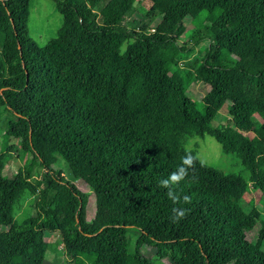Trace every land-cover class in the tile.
<instances>
[{
  "label": "trees",
  "instance_id": "1",
  "mask_svg": "<svg viewBox=\"0 0 264 264\" xmlns=\"http://www.w3.org/2000/svg\"><path fill=\"white\" fill-rule=\"evenodd\" d=\"M51 1L62 25L39 47L27 34L29 0H0V116L9 115L0 264H44L45 231L60 234L69 264H264L263 214L244 205L251 192L264 200V0H143L159 18L151 32L150 23L124 26L141 0ZM112 34L126 35L124 46L109 43ZM184 41L204 49L192 71L179 64ZM195 80L214 98L191 100ZM224 104L237 128L213 126ZM204 134L248 178L186 149ZM9 139L24 152L5 178ZM186 154L196 166L174 190L191 203L173 204L159 182ZM36 194V216L17 223L14 206ZM173 207L189 211L173 222Z\"/></svg>",
  "mask_w": 264,
  "mask_h": 264
},
{
  "label": "rangeland",
  "instance_id": "2",
  "mask_svg": "<svg viewBox=\"0 0 264 264\" xmlns=\"http://www.w3.org/2000/svg\"><path fill=\"white\" fill-rule=\"evenodd\" d=\"M151 3L148 1H139L136 3L137 10L135 14L130 19H127V22L124 26H127L129 29L138 26L141 22H145L148 25L150 32L153 31V28L158 23L159 18L150 11ZM29 16L27 23V34L31 40H33L39 47H44L47 42L56 36L57 31L62 25V17L57 12L55 4L51 0H29ZM202 16L191 21L188 20L185 26L189 24L199 25L202 21ZM191 21V22H190ZM194 22V23H192ZM139 28V27H138ZM191 28V27H188ZM108 42L111 44H118L124 46L126 43V35L124 34H112ZM188 42V50L180 59V67L192 71L193 68L190 66H196L201 61V55L203 52V47L198 48L197 46L192 45L191 41ZM125 50V47L122 48ZM169 74L163 78L165 80ZM210 95L211 98H214L209 87L195 80L189 86L187 90V96L196 102H202L205 96ZM9 118L8 114H2L0 116V153L3 152V144L5 138H3L4 127L7 119ZM256 123H259L261 119L254 115L252 119ZM230 126L237 128L235 122H233L232 117L227 113V104L220 109L215 117V122L213 126ZM8 146H12L11 151H6L3 158V176L5 178H12L17 173L19 168L22 166L21 156L24 152V145L21 141L15 139H9L7 141ZM186 149L193 151L197 158L204 164L222 171L223 173L235 174L243 178H248L249 174L242 168L239 159L236 155L228 154L224 155L222 153L221 145L215 140L214 137L209 134H204V136H194L186 142ZM56 168L62 171V175L65 180H70L68 175V169L63 160H60ZM75 185L81 192H88V187L81 181L75 182ZM250 200L253 201V204L257 209L262 212V218H264V200L259 198L257 193L251 192L250 195L245 197V206L247 209L250 208ZM37 201L38 194L34 196L26 195L14 206L13 217L17 223H22L24 220L34 217L37 214ZM94 211V196L89 195L88 204H87V217L91 218ZM2 227H0V230ZM256 230L248 234V239L251 243H254V237L256 236ZM45 246H44V264H69V259L65 253V249L60 237V234L56 231L44 232ZM253 247H248L247 251L242 255V258H246L251 254ZM165 264H168L166 261ZM238 263V262H237Z\"/></svg>",
  "mask_w": 264,
  "mask_h": 264
},
{
  "label": "clouds",
  "instance_id": "3",
  "mask_svg": "<svg viewBox=\"0 0 264 264\" xmlns=\"http://www.w3.org/2000/svg\"><path fill=\"white\" fill-rule=\"evenodd\" d=\"M195 166L196 158L191 154H186L184 157L181 158V163L176 168V170L171 172L167 178L160 180L159 187L167 190L166 196L173 202V204H178L181 201L185 204L191 203V197L188 195H183L181 197L174 190V186H178L180 182L188 176L189 169L195 168ZM171 211L173 214V222H179L185 217L189 209L173 207Z\"/></svg>",
  "mask_w": 264,
  "mask_h": 264
}]
</instances>
